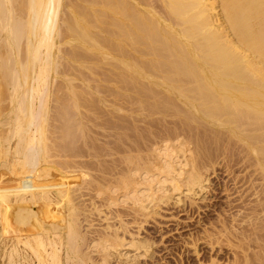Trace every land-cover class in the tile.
<instances>
[{
    "label": "bare ground",
    "instance_id": "obj_1",
    "mask_svg": "<svg viewBox=\"0 0 264 264\" xmlns=\"http://www.w3.org/2000/svg\"><path fill=\"white\" fill-rule=\"evenodd\" d=\"M219 144L261 207L264 0H0L1 264L138 256L120 218L82 230L86 189L146 217L205 189Z\"/></svg>",
    "mask_w": 264,
    "mask_h": 264
},
{
    "label": "rangeland",
    "instance_id": "obj_2",
    "mask_svg": "<svg viewBox=\"0 0 264 264\" xmlns=\"http://www.w3.org/2000/svg\"><path fill=\"white\" fill-rule=\"evenodd\" d=\"M107 104L106 102L105 106ZM98 139H100L98 144L113 140L109 137L108 139L98 137ZM220 145L217 146L219 151L216 149L218 155L214 154V160L212 159L208 172L206 171L205 189L195 190L194 196L185 194L186 191L183 190L184 195L183 192L178 195L180 202L171 200L172 198L165 199L166 202L164 200L163 203L153 206L154 208L149 210L150 213L146 217L140 215L139 218L133 213L132 217L130 211H128L129 216H125V210L122 207L108 206L107 208L105 200H99L104 206L96 200V204H99L96 206L95 202H92L95 196V191L92 192L93 186L90 192V187L86 189V194L81 189L85 194L83 198L81 197L84 199L81 203L86 209L83 208L84 214L89 215L87 224L83 221L81 223L82 230L104 227L106 222L103 220L104 216L110 220L109 223L118 227L120 218L126 222L125 227L129 233L146 241V248L139 249L138 256H134L137 251L135 253L133 249L123 247L124 249H119L118 254L114 253L113 257L110 256L108 259L110 264H258L257 255L263 254L264 249V207L262 208L264 204L261 207L255 205L260 198V196L256 198L259 194L260 180L258 181L257 174L251 175L250 170L244 169L242 165L238 166L236 157H230V153L222 150L223 145ZM89 201L91 203L87 204ZM78 202H80L79 199ZM90 204L92 206H88ZM93 206L100 207L97 209L100 212L96 213ZM119 232L122 233V230ZM260 257L259 259L262 258ZM246 259L249 261L246 262ZM253 260L256 262L254 263Z\"/></svg>",
    "mask_w": 264,
    "mask_h": 264
}]
</instances>
